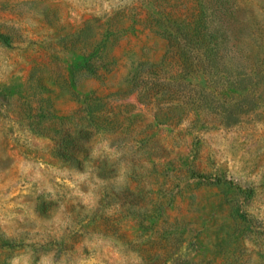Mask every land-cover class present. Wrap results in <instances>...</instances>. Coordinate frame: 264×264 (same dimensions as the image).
Masks as SVG:
<instances>
[{
	"label": "rangeland",
	"instance_id": "1",
	"mask_svg": "<svg viewBox=\"0 0 264 264\" xmlns=\"http://www.w3.org/2000/svg\"><path fill=\"white\" fill-rule=\"evenodd\" d=\"M0 264H264V0H0Z\"/></svg>",
	"mask_w": 264,
	"mask_h": 264
}]
</instances>
